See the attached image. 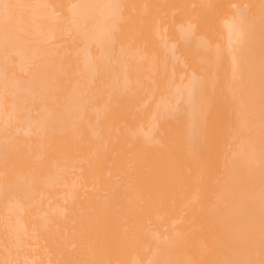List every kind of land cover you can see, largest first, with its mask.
Here are the masks:
<instances>
[{
  "label": "bare ground",
  "instance_id": "bare-ground-1",
  "mask_svg": "<svg viewBox=\"0 0 264 264\" xmlns=\"http://www.w3.org/2000/svg\"><path fill=\"white\" fill-rule=\"evenodd\" d=\"M4 3L0 264H264V0Z\"/></svg>",
  "mask_w": 264,
  "mask_h": 264
},
{
  "label": "snow or ice",
  "instance_id": "snow-or-ice-1",
  "mask_svg": "<svg viewBox=\"0 0 264 264\" xmlns=\"http://www.w3.org/2000/svg\"><path fill=\"white\" fill-rule=\"evenodd\" d=\"M16 7L18 6L7 3L0 4V20L3 21L6 28L11 19L12 10ZM251 71H255L254 67L251 69ZM260 77L262 88H264V55L261 56L260 60ZM105 264H107V262H105Z\"/></svg>",
  "mask_w": 264,
  "mask_h": 264
}]
</instances>
